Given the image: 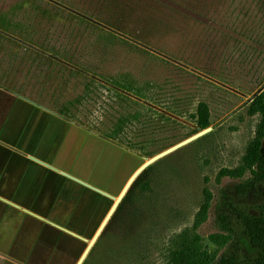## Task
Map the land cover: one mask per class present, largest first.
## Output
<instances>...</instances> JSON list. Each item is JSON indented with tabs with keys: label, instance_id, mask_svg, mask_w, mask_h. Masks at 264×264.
<instances>
[{
	"label": "rangeland",
	"instance_id": "rangeland-1",
	"mask_svg": "<svg viewBox=\"0 0 264 264\" xmlns=\"http://www.w3.org/2000/svg\"><path fill=\"white\" fill-rule=\"evenodd\" d=\"M0 85L124 149L122 183L199 131L208 105L212 129L137 177L82 264H169L206 190L202 244L218 248L222 214L235 233L220 252L256 258L235 209L257 212L264 182L240 194L250 173L219 172L241 164L261 120L248 110L264 89V0H0ZM104 215L63 264H76Z\"/></svg>",
	"mask_w": 264,
	"mask_h": 264
},
{
	"label": "crops",
	"instance_id": "crops-1",
	"mask_svg": "<svg viewBox=\"0 0 264 264\" xmlns=\"http://www.w3.org/2000/svg\"><path fill=\"white\" fill-rule=\"evenodd\" d=\"M18 94L0 85V264H63L64 247L77 253L73 229L99 217L90 214L89 198L101 194L78 179L122 190L128 158L124 149ZM84 202L88 212L81 216ZM94 226L78 231L88 234Z\"/></svg>",
	"mask_w": 264,
	"mask_h": 264
},
{
	"label": "trees",
	"instance_id": "trees-1",
	"mask_svg": "<svg viewBox=\"0 0 264 264\" xmlns=\"http://www.w3.org/2000/svg\"><path fill=\"white\" fill-rule=\"evenodd\" d=\"M248 112L251 115L261 116L255 137L238 167L223 169L219 172V176L233 178H243L250 173V176L238 186L237 192L240 194H245L257 184L264 182V89L252 97ZM209 117L208 105L200 102L197 110V123L200 130L209 126ZM211 199V192L206 190L205 200L195 215L193 231L184 230L178 236L170 254L169 264H264V201L259 204L257 212L235 209L250 243L258 249L256 258L250 259L239 252H220V249L229 243L235 233L231 219L222 214L218 216V223L226 233L210 235L218 248L209 250L202 244V238L196 229L207 219Z\"/></svg>",
	"mask_w": 264,
	"mask_h": 264
},
{
	"label": "water",
	"instance_id": "water-1",
	"mask_svg": "<svg viewBox=\"0 0 264 264\" xmlns=\"http://www.w3.org/2000/svg\"><path fill=\"white\" fill-rule=\"evenodd\" d=\"M19 96L28 99L25 96H22L20 94H18ZM31 102H35L33 100H30ZM52 112H54L53 110L46 108ZM212 129L211 126H208L204 129H201L199 131H197L196 133H194L193 135L185 138L184 140L156 153L155 155L146 158L145 161L131 174V176L128 178L127 182L125 183L124 187L122 188V190L120 191V193L115 196L112 194H109L108 192L98 189L94 186H92L91 184H88L82 180H79L81 183L95 189L96 191H99L103 194L108 195L109 197H111L112 199H114V202L110 208V210L108 211V213L106 214V216L104 217V219L102 220L101 224L99 225L98 229L96 230V232L94 233V235L92 236V238L89 240L85 250L83 251V253L81 254L80 258L78 259L76 264H82V262L84 261V259L86 258L87 254L89 253V251L91 250V248L93 247V245L95 244V242L97 241V239L99 238V236L101 235L102 231L104 230V228L106 227V225L108 224L109 220L111 219L112 215L114 214L115 210L117 209L119 203L122 201V199L124 198V196L127 194V192L129 191V189L131 188L132 184L135 182V180L137 179V177L152 163H154L155 161H157L158 159H160L161 157L173 152L174 150L178 149L179 147L195 140L196 138L204 135L205 133L209 132ZM79 237H82L80 235H78Z\"/></svg>",
	"mask_w": 264,
	"mask_h": 264
},
{
	"label": "flooded vegetation",
	"instance_id": "flooded-vegetation-1",
	"mask_svg": "<svg viewBox=\"0 0 264 264\" xmlns=\"http://www.w3.org/2000/svg\"><path fill=\"white\" fill-rule=\"evenodd\" d=\"M142 164V163H141ZM105 191V190H104ZM99 192V191H98ZM106 192H108L109 194H111V192H109V191H107L106 190ZM101 195H96V196H94V197H91V198H89V208L91 209V208H93V211H91L90 212V214H96V215H99L100 216V213H102V212H105V215L103 216V219H104V217L106 216V214L108 213V211L110 210V208H111V206H112V204H111V197H109L108 195H106V194H103V193H101V192H99ZM120 193V192H119ZM128 193V192H127ZM113 195V194H112ZM127 195V194H126ZM125 195V196H126ZM117 196V195H116ZM125 196H124V198H125ZM123 198V199H124ZM91 199V200H90ZM123 199H122V201H123ZM114 200V199H113ZM121 201V202H122ZM114 202V201H113ZM120 202V203H121ZM120 203H119V205H120ZM119 205H118V207H119ZM118 207H117V209H118ZM117 209L115 210V212L117 211ZM95 210V211H94ZM94 212V213H93ZM115 212H114V214H115ZM113 214V215H114ZM113 215H112V217H113ZM91 216V215H90ZM111 217V218H112ZM102 219V220H103ZM110 221V220H109ZM85 222V221H84ZM102 222V221H101ZM88 223H94L95 224V219L93 220L91 217L89 218V219H86V226L85 227H82V228H78V227H76L75 229H73L74 230V234H72L71 233V236L73 237V247L74 248H76L77 249V247H78V242H79V240H86L84 237H83V233H81V232H79V231H84V230H86V228H87V225H88ZM101 224V223H100ZM99 227V226H98ZM88 229V228H87ZM98 229V228H97ZM79 230V231H78ZM96 232V231H95ZM78 235H80V236H82V237H79ZM64 246H65V244H64ZM66 252V250H65V247H64V252L63 253H65ZM80 258V257H79ZM78 258V259H79ZM78 261V260H77ZM77 263V262H76Z\"/></svg>",
	"mask_w": 264,
	"mask_h": 264
}]
</instances>
